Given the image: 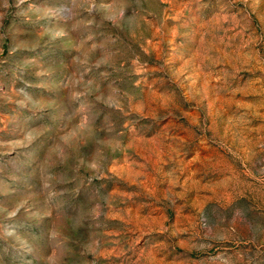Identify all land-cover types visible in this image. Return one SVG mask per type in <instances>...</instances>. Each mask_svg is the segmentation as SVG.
I'll return each instance as SVG.
<instances>
[{
    "label": "rangeland",
    "instance_id": "1",
    "mask_svg": "<svg viewBox=\"0 0 264 264\" xmlns=\"http://www.w3.org/2000/svg\"><path fill=\"white\" fill-rule=\"evenodd\" d=\"M0 264H264V0H0Z\"/></svg>",
    "mask_w": 264,
    "mask_h": 264
}]
</instances>
